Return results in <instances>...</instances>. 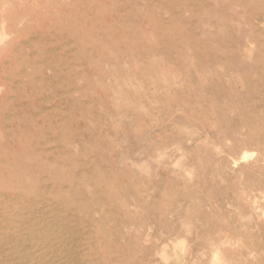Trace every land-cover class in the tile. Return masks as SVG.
I'll return each mask as SVG.
<instances>
[{
  "label": "rangeland",
  "instance_id": "obj_1",
  "mask_svg": "<svg viewBox=\"0 0 264 264\" xmlns=\"http://www.w3.org/2000/svg\"><path fill=\"white\" fill-rule=\"evenodd\" d=\"M0 264H264V0H0Z\"/></svg>",
  "mask_w": 264,
  "mask_h": 264
},
{
  "label": "clouds",
  "instance_id": "obj_2",
  "mask_svg": "<svg viewBox=\"0 0 264 264\" xmlns=\"http://www.w3.org/2000/svg\"><path fill=\"white\" fill-rule=\"evenodd\" d=\"M3 39H6V37H5V36H3V34H0V42H2V41H3Z\"/></svg>",
  "mask_w": 264,
  "mask_h": 264
}]
</instances>
